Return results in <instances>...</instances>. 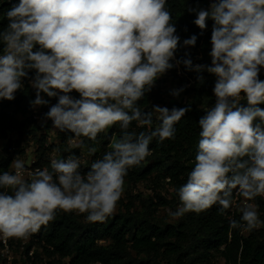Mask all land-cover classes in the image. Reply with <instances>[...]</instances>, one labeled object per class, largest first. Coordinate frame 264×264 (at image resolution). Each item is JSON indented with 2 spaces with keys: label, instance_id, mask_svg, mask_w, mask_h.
<instances>
[{
  "label": "clouds",
  "instance_id": "9594fccd",
  "mask_svg": "<svg viewBox=\"0 0 264 264\" xmlns=\"http://www.w3.org/2000/svg\"><path fill=\"white\" fill-rule=\"evenodd\" d=\"M4 13L0 31V101H13L28 80L32 107L47 106L53 129L96 141L118 125L111 151L81 172L78 157L52 159L50 169L28 171L15 158L0 173V241L28 240L58 212L103 223L116 211L129 169L151 155L153 139L175 138V125L190 111L153 105L142 111L157 80L179 65L213 75L215 104L199 119L194 167L177 191L172 220L201 214L236 196L264 197V0H215L209 8H187L202 31L213 21L210 64L176 56L178 46L195 47L197 35L177 34L168 0H18ZM31 74V75H30ZM203 81L204 77L198 75ZM184 87L173 89L179 96ZM78 94V98L72 94ZM150 133L131 131L151 128ZM71 139V138H70ZM95 153V149H89ZM230 227L251 232L264 224L257 206L247 203Z\"/></svg>",
  "mask_w": 264,
  "mask_h": 264
},
{
  "label": "trees",
  "instance_id": "16d2710c",
  "mask_svg": "<svg viewBox=\"0 0 264 264\" xmlns=\"http://www.w3.org/2000/svg\"><path fill=\"white\" fill-rule=\"evenodd\" d=\"M16 2L18 0H12V3ZM189 6L205 9L209 6V0H168L166 5L172 13L181 44L191 35L198 37L195 47L178 46L176 55L178 59L184 58L189 49L192 50L188 54L194 65L205 64V61L198 59V55L211 51L212 31L207 32V29L213 27V21H207V27L202 31L193 23L196 17L187 11ZM10 7L8 0H0V31L7 25L4 13ZM180 68L188 80L193 79L199 88L191 101L175 103L171 109L188 107L190 111L175 125L174 139L162 143L153 139L149 145L151 155L141 165L129 169L124 178V188L130 189L155 175L159 181H169L177 192L186 183L188 173L194 167L200 131L198 121L215 104L213 84L216 78L207 72L197 74L187 71L182 64ZM172 70L176 75V68ZM198 75L204 77L203 81L197 79ZM260 79L264 80L263 71ZM24 85V89L16 93L13 101H0V134L3 138L16 133L21 138L31 134L38 140L36 130L39 127L30 129L36 123L35 109L31 105L35 99V90L30 87L28 80L24 81ZM76 97L78 98V94ZM159 97L160 92L152 89L138 102L141 110L151 111L152 100L157 101ZM45 99H49V104L41 107L43 120L49 107L57 103V98ZM261 107L264 108V105ZM158 124L159 121L154 117L151 128H138L133 122L130 130L150 133ZM40 128L44 129V126ZM58 136L61 141L57 147L60 160L66 159L68 143L77 138L69 132L60 131ZM119 138L120 129L116 125L99 134L96 141L84 137L77 139L81 141V145L70 154L79 156L81 149L94 148L95 161L111 151V145ZM38 142L41 146L38 149L39 160L33 169H50V155L56 146L46 145L45 137H39ZM16 145L19 146L18 142ZM12 149H5L8 156L0 162V173L11 171L14 156L23 154L19 149L12 153ZM89 168L90 166L80 170L86 173ZM251 202L257 206L260 219L264 220V197H257ZM167 205L165 199L159 198L157 202L149 199L143 201L138 210L132 201L125 204L121 198L117 205L118 211L103 223H88L83 215L58 212L54 221L42 226L39 232L32 235V241L25 245V254L29 255L36 245L48 258L46 264H264V224L245 235L230 227V220L239 221L242 213L237 210L232 212L231 207L221 212L219 205H214L201 214L187 213L179 222L172 224L162 221L157 215L158 208ZM13 242L11 241V245ZM39 259L38 254L28 258L31 264H38Z\"/></svg>",
  "mask_w": 264,
  "mask_h": 264
},
{
  "label": "rangeland",
  "instance_id": "374dc122",
  "mask_svg": "<svg viewBox=\"0 0 264 264\" xmlns=\"http://www.w3.org/2000/svg\"><path fill=\"white\" fill-rule=\"evenodd\" d=\"M213 2L209 0V6ZM205 8V9H207ZM210 21V20H208ZM213 28V27H212ZM212 28H208V31H212ZM187 53L192 52V50H186ZM210 53V52H209ZM209 53H200L198 55V59L200 61H205V64L211 63V57ZM177 56V55H176ZM177 70V74L173 73V70L168 71L163 77H161L159 80H157L155 86L153 87L154 91L160 92V97L157 101L152 100V105H159L161 107H167L171 109V106L175 103H187L193 99V96L195 94V91L199 88V85L193 80L188 78L182 73V70L180 68V65L178 67H175ZM173 68V69H175ZM264 72V70H262ZM215 84V83H214ZM213 84V85H214ZM181 87H184V91L179 96H173L171 94L173 89H179ZM76 96V94L74 95ZM42 110L41 107L35 108V125L31 127L30 129H38L36 130L38 135V140H35L31 134L24 136L23 138L19 137L16 133L10 134L7 138H3L0 134V162L7 158V154L5 152V149L12 147V153L17 151L21 152L23 151V154H19L17 156H14V158H18L24 161L25 168L28 171H33V166L35 163L38 162L39 156H38V149L41 147L39 141V137H45L48 146H56L53 150V153L50 155V159H57L60 160L61 155L57 147L61 144L60 138H59V130L53 129L52 122L46 121L41 119ZM41 126H44V129L40 128ZM16 142H18L19 146L16 145ZM81 145L80 140H73L68 143L66 151H67V158L69 156H75L70 154L71 151L74 149H77ZM78 157L81 161V168L89 167L94 162L93 161V153L89 151L88 148H83L80 150ZM66 158V159H67ZM12 171V169H11ZM125 204H128L129 201H132L135 205V208L140 210L142 206L143 201H148L149 199H153L155 202L158 201L159 198L165 199L167 201V206H161L158 208L157 215L162 221H167L172 224H175L179 222V220H172L168 215V210H175L176 207L179 205V198H177V192L170 185L169 181H159L156 179V176L154 175L150 180L146 182H142L137 184L136 186H133L132 188H124L122 197ZM247 203H252L251 201H246L243 197H237L236 198V204H234L231 207V211H238L241 212V208L246 206ZM118 211V207L116 208L115 213ZM262 225V224H261ZM261 225L258 227L260 228ZM245 235H247L249 232H243ZM32 236L28 240L22 239H10L13 242V245L10 248V252L6 254V258L0 255V264H31V261L28 260L29 256L25 254L24 245H29V243L32 241ZM23 244H22V243ZM32 251L34 254H38L40 256V259L38 261V264H46L48 262V258L43 255L42 250L40 247L34 245L32 247ZM11 258V259H9Z\"/></svg>",
  "mask_w": 264,
  "mask_h": 264
},
{
  "label": "built area",
  "instance_id": "2783aa9c",
  "mask_svg": "<svg viewBox=\"0 0 264 264\" xmlns=\"http://www.w3.org/2000/svg\"><path fill=\"white\" fill-rule=\"evenodd\" d=\"M75 94L76 93H73L72 95L74 96ZM11 246L12 245H11V240L10 239L6 243L3 242V241H0V255H2L3 257L6 258L7 257L6 254H8L10 252ZM24 247H25V245H24ZM24 252H25V250H24ZM28 256L33 258L34 257V252L31 250ZM9 259H11V258H9ZM11 264H13V263H11Z\"/></svg>",
  "mask_w": 264,
  "mask_h": 264
}]
</instances>
